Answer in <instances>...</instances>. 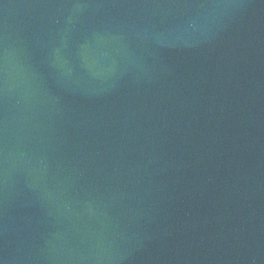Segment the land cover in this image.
<instances>
[{
    "label": "water",
    "instance_id": "1",
    "mask_svg": "<svg viewBox=\"0 0 264 264\" xmlns=\"http://www.w3.org/2000/svg\"><path fill=\"white\" fill-rule=\"evenodd\" d=\"M0 264H264V0H0Z\"/></svg>",
    "mask_w": 264,
    "mask_h": 264
}]
</instances>
